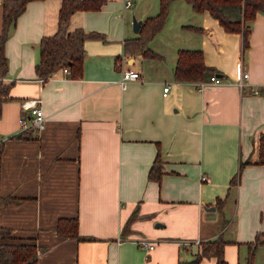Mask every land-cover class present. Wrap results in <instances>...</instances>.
<instances>
[{"label": "crops", "instance_id": "crops-1", "mask_svg": "<svg viewBox=\"0 0 264 264\" xmlns=\"http://www.w3.org/2000/svg\"><path fill=\"white\" fill-rule=\"evenodd\" d=\"M131 1L73 11L69 29L102 35L84 40L79 76L58 68L44 81L34 67L38 42L55 31L61 0H28L17 15L0 76L9 83L0 106V194L21 200L0 207V225L35 236L37 264H177L218 233L228 240L224 261L203 255L196 264H245L246 242L264 229V163L254 161L264 130V11L243 46L241 31L172 0L148 40L157 57L144 56L130 38L138 33L132 18L142 23L159 1ZM1 13L0 6V30ZM179 47L202 48L216 78L176 79ZM122 66L139 71L125 86ZM242 69L249 76L240 84ZM29 96L41 98L44 126L31 137L12 136L31 117L22 106ZM158 149L160 180L147 175ZM60 216H76L75 235L58 233ZM142 236L154 246H140ZM253 260L264 264V243Z\"/></svg>", "mask_w": 264, "mask_h": 264}, {"label": "trees", "instance_id": "trees-1", "mask_svg": "<svg viewBox=\"0 0 264 264\" xmlns=\"http://www.w3.org/2000/svg\"><path fill=\"white\" fill-rule=\"evenodd\" d=\"M28 0H0L1 30H0V76L7 68V58L4 52L5 39L15 24L17 15L24 9ZM104 0H61L57 14V27L51 34H44L38 42V59L35 62V73L44 81L58 68L67 66L71 76L82 73L84 57V40L91 36H101L96 30H86L81 26L68 28L70 16L76 9H96ZM158 10L143 18L136 36L130 38V45L144 56H157L148 40L163 26L172 0H158ZM197 11L206 10L212 14L227 31H241L243 46L247 44L250 22L258 10L264 11V0H186ZM192 25V24H185ZM195 26V25H192ZM173 76L180 80L204 79L213 73L214 67L204 62L203 50L200 47H179L173 65ZM9 83L0 80V106L2 100L9 97ZM37 129L27 126L14 132L12 136L31 137L37 135ZM2 142L0 140V152ZM248 160H240L238 170L230 178V184H235L242 166ZM256 162L264 163V130L259 133ZM162 174V159L159 149L156 151L148 169V177L160 180ZM21 198L13 193L0 194V207L16 205ZM218 201H222L217 197ZM60 234H76V216H60L56 225ZM228 240L218 233L214 237L199 241L198 249L190 259L181 260L177 264H196L203 255H215L218 262H223V247ZM248 250L246 263L253 264L256 247L264 243V229L255 233L254 238L246 242ZM38 244L33 235H19L10 226L0 225V264H37Z\"/></svg>", "mask_w": 264, "mask_h": 264}, {"label": "built area", "instance_id": "built-area-1", "mask_svg": "<svg viewBox=\"0 0 264 264\" xmlns=\"http://www.w3.org/2000/svg\"><path fill=\"white\" fill-rule=\"evenodd\" d=\"M131 2H132L131 0H124V5L126 6ZM61 68L64 72H69V68L67 66H63ZM138 76H139V71L137 69L130 66H122L120 69L119 81L122 86H125L128 80L137 78ZM248 76H249L248 70L242 69L241 77L239 78L240 84L245 82ZM215 78H216L215 74L210 75V79H215ZM167 88H168L167 84L163 86V93H165ZM258 90L259 88L257 86H254L253 91L257 92ZM40 102H41V98L39 96H29L22 100V106L29 108L31 117L28 122L26 118H23L24 120L22 121L21 128L30 126L38 130L44 126V112ZM137 241L140 244V246H142L145 249H149L154 246V241L144 236L139 237Z\"/></svg>", "mask_w": 264, "mask_h": 264}, {"label": "water", "instance_id": "water-1", "mask_svg": "<svg viewBox=\"0 0 264 264\" xmlns=\"http://www.w3.org/2000/svg\"><path fill=\"white\" fill-rule=\"evenodd\" d=\"M140 23H141L140 18H136V17L132 18V24H133L132 27L135 31L139 30ZM211 208H214V206L212 205Z\"/></svg>", "mask_w": 264, "mask_h": 264}, {"label": "rangeland", "instance_id": "rangeland-1", "mask_svg": "<svg viewBox=\"0 0 264 264\" xmlns=\"http://www.w3.org/2000/svg\"><path fill=\"white\" fill-rule=\"evenodd\" d=\"M170 7V6H169Z\"/></svg>", "mask_w": 264, "mask_h": 264}]
</instances>
